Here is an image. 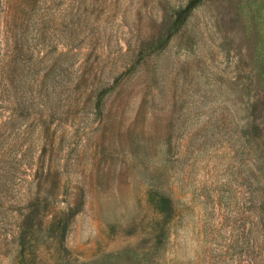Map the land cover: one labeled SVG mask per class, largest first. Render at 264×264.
<instances>
[{
	"label": "rangeland",
	"instance_id": "obj_1",
	"mask_svg": "<svg viewBox=\"0 0 264 264\" xmlns=\"http://www.w3.org/2000/svg\"><path fill=\"white\" fill-rule=\"evenodd\" d=\"M190 1L0 0V264H264V0Z\"/></svg>",
	"mask_w": 264,
	"mask_h": 264
},
{
	"label": "trees",
	"instance_id": "obj_2",
	"mask_svg": "<svg viewBox=\"0 0 264 264\" xmlns=\"http://www.w3.org/2000/svg\"><path fill=\"white\" fill-rule=\"evenodd\" d=\"M199 5V0H191L185 7L180 8L178 11H176V20L174 21L175 28H181L185 25L187 20L189 19V16L191 12ZM104 92H101L97 94V102L96 107L99 108L101 98L103 96ZM158 200H157V208L160 211V213L164 216H170L172 215V205L171 201L163 193L158 194Z\"/></svg>",
	"mask_w": 264,
	"mask_h": 264
}]
</instances>
